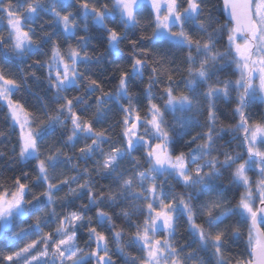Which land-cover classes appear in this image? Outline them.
<instances>
[{
  "label": "snow or ice",
  "instance_id": "obj_1",
  "mask_svg": "<svg viewBox=\"0 0 264 264\" xmlns=\"http://www.w3.org/2000/svg\"><path fill=\"white\" fill-rule=\"evenodd\" d=\"M223 11L225 22L212 0H0V105L19 129L0 151L13 173L0 172V264H204L200 252L264 264V0ZM117 59L128 67L105 90L92 66ZM42 79L43 96L29 85ZM221 104L236 120L227 144L243 151L218 143Z\"/></svg>",
  "mask_w": 264,
  "mask_h": 264
},
{
  "label": "trees",
  "instance_id": "obj_2",
  "mask_svg": "<svg viewBox=\"0 0 264 264\" xmlns=\"http://www.w3.org/2000/svg\"><path fill=\"white\" fill-rule=\"evenodd\" d=\"M101 2H109V0H101ZM221 3H222V0H212V6L215 10L214 14L217 16L218 19L221 20V22H225L227 20L223 16L222 9H221ZM144 8H145V12L143 13V23H147L149 19L148 13H147L148 7L145 5ZM69 10H73V9H69ZM44 19L47 20L49 19V17H44ZM148 32L149 33L151 32L150 28L148 29ZM3 34L7 35L6 30L3 32ZM105 47L106 45L101 46L100 50L104 51ZM122 48H123L124 56L127 57L129 55L128 48L124 47L123 45H122ZM181 57H182V54L177 52L175 57L173 58L176 60L177 63H180ZM109 59H111V57H109ZM30 63L31 61H28L26 64H22L21 67H24L25 69H27V64H30ZM8 67L11 68V72L13 74H18L19 69H17L15 66H8ZM118 67H122V68L128 67L127 61L117 59L115 60L114 63L102 62L99 65L92 66V71L93 73H95V77L103 81L105 90H111L114 88L116 80L111 77L113 76V74L115 73V70ZM43 73H44V70H40L37 72V75L43 76ZM146 79H147V76H145V80ZM233 79H235V77H233ZM29 85L31 86V89L33 92L39 91L41 96L44 95V92L41 91V89L46 87V81L42 79L41 81L33 84V82L30 80ZM181 87H183L182 84H181ZM69 94L78 95L81 93L71 92ZM233 96H235L234 92H233ZM21 97H23V99L27 101L28 107L30 108H32L33 106H35L36 108L39 107V104H40L39 100L35 96L30 95L28 92L18 93L15 98L19 99ZM220 109L221 111L218 113L219 123L217 124V128L219 130V128L223 126L225 128V132L221 133V135H223V139L219 140L218 143L224 146L225 148L234 149L236 151H243V149L237 148V145L239 144V140H233L232 144L230 145L227 144V141L232 140L233 138V133L229 130L228 126L234 125L236 123V120L232 118L231 111L227 106L221 104ZM88 115L90 116L91 113H88ZM262 115H264V104H259V103L254 104L253 105V119L259 120L262 118ZM118 118L119 117L117 116L116 119ZM112 122H113L112 120L109 121V123H112ZM200 130L201 129H196V131H200ZM0 132L4 133L3 136H0V151H4L10 155L11 149L13 145L16 143V140L18 138L19 131L16 128V131L13 132L12 121L8 119L7 108L2 105H0ZM57 135H59V133H57ZM51 139H54V137L50 138V140ZM66 151H71V150L66 149ZM5 168H6V165L3 162H0V172H2L4 176H12L13 173L11 171H4ZM16 174L18 175L19 173L17 172ZM249 175L252 177V179L257 178L254 173H249ZM182 190L183 189L179 187L177 188V191H182ZM60 195L62 196L63 193H61ZM57 211H60V209L57 208ZM117 224L120 226H124L123 222L119 220L117 221ZM240 228H241V240L239 242L240 246L237 247L236 245H230V254L233 256H237L241 252H243L244 245L246 244V241H247V225H241ZM186 229H187V225L181 222V227L176 237L177 241L180 244H183L185 240L188 238V233ZM47 230L49 229H45V231ZM128 230L134 231V229H128ZM80 245L81 247H84L83 240L80 241ZM196 247H197L196 245H193V248H196ZM128 251H131L135 255H139V253L135 249H128ZM199 255L204 260V264H215L214 258L211 257L210 253L200 252Z\"/></svg>",
  "mask_w": 264,
  "mask_h": 264
},
{
  "label": "water",
  "instance_id": "obj_3",
  "mask_svg": "<svg viewBox=\"0 0 264 264\" xmlns=\"http://www.w3.org/2000/svg\"><path fill=\"white\" fill-rule=\"evenodd\" d=\"M221 9H222V13H223L224 18H225L226 20H228V19H229V17H228V13H227L226 11H223V0H222V3H221Z\"/></svg>",
  "mask_w": 264,
  "mask_h": 264
},
{
  "label": "rangeland",
  "instance_id": "obj_4",
  "mask_svg": "<svg viewBox=\"0 0 264 264\" xmlns=\"http://www.w3.org/2000/svg\"><path fill=\"white\" fill-rule=\"evenodd\" d=\"M147 7H149L148 5H146ZM17 129H18V127H17ZM18 131H19V129H18Z\"/></svg>",
  "mask_w": 264,
  "mask_h": 264
}]
</instances>
